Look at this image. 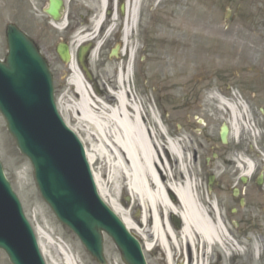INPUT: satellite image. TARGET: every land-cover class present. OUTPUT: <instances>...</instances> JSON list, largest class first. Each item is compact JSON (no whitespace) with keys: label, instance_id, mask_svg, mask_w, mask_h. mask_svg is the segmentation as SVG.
I'll return each instance as SVG.
<instances>
[{"label":"rangeland","instance_id":"374dc122","mask_svg":"<svg viewBox=\"0 0 264 264\" xmlns=\"http://www.w3.org/2000/svg\"><path fill=\"white\" fill-rule=\"evenodd\" d=\"M158 1L150 0L146 3L141 37L143 41L141 43L134 40L132 43L135 46L136 42L139 50L132 59L133 70L128 83L130 89L141 101L145 113L155 114L157 120L162 121L161 125L170 129L176 139L186 138L193 158L191 170L197 176L200 193L207 197L211 194L212 202L218 206L237 237L249 235L252 238V241L248 242L244 237L242 246L246 253L242 250L234 256L225 253L220 247H215L211 251L213 255L210 264H264V220L260 218V213L252 201H248L245 208L234 215V212H231V208L235 206L234 200L231 199L232 189L227 184L224 190V181L219 179L223 171L229 175L233 169L237 177L241 176L236 160L249 152L252 153V144L257 150L256 139L259 142L262 136L261 118H256L260 112L254 108L257 103L254 98L253 102L250 101V91L244 93L241 88L264 86V68L261 67L264 64V1L263 5H245L244 8L247 9H241L242 14L239 15L242 16L238 15L236 18H232V12L228 14L225 7L229 6L233 12L236 8L224 6L221 0H161L167 4L166 7L160 5L159 10L151 11V6H154L155 10L158 8ZM44 13L36 7L31 10L25 0H0V56L4 57L7 52L5 28L9 22L14 21L28 33L32 32L51 61L58 89V102L64 97L61 104L68 111L71 105L69 101L74 98L68 93L72 74L57 55L56 46L62 41L72 42V38L66 39L64 31L54 26ZM74 52L76 58L77 47ZM105 53L98 52L93 60H88L87 66L92 80L83 71L99 97H103L106 91L111 89L118 90V85L113 88L110 80L118 81V76L124 71L122 68L128 59V52L124 53L125 55L122 53L118 59ZM250 55H253L255 72L241 71V61L247 65L245 59ZM223 98L226 104L235 102L242 111L246 109V116L250 118L247 122L248 120L242 118L239 113L237 127H241L242 131L235 140L231 129L229 142L225 147H222L217 139L222 125L228 124L231 128L230 114L219 101H223ZM66 111L65 115H61L71 128L79 131L77 133L81 139L85 140L87 137L84 128L74 120H69ZM86 146L91 149V142H87ZM251 158L253 159V155ZM0 159L36 232V227L43 229L41 238L38 232L37 235L46 247L47 264H65L64 259H59L61 263L56 260L55 263L54 259H51V253L57 258V251L62 244L72 249L79 264H100L85 249L77 235L60 222L41 196L33 166L19 151L1 113ZM99 164L94 167L99 169ZM211 174L215 176L212 188L208 184ZM242 190L244 195L245 190ZM110 193L108 199L117 198L119 203L129 210L133 219L140 216L142 206L135 201L129 189H118L116 192L111 189ZM173 225L176 229V224ZM141 240L145 242L144 239ZM256 244H259L257 252ZM104 251L107 264H126L108 236H105ZM185 251L184 248L183 252ZM145 255L148 264H168L163 248L156 247L151 252L146 251ZM0 257L4 258L6 264H11L2 249ZM182 261L183 259L179 260L177 257L174 264H180Z\"/></svg>","mask_w":264,"mask_h":264},{"label":"bare ground","instance_id":"6f19581e","mask_svg":"<svg viewBox=\"0 0 264 264\" xmlns=\"http://www.w3.org/2000/svg\"><path fill=\"white\" fill-rule=\"evenodd\" d=\"M132 30L128 28L126 34L129 35ZM92 35L81 32L75 36L72 59L67 65L72 71L71 81L74 85L68 93L74 98L70 99L71 105L66 111L67 108L61 104L62 97L60 108L63 114L64 111L68 113L66 116L69 120H74L84 128L87 138L82 140L92 144L91 149L86 146L87 158L100 196L123 220L128 230L140 240H145L146 251L163 248L168 264H174L177 257L183 259L181 264H210L216 240L227 238L226 230L230 228L223 216L219 218L211 194L207 197L199 191L197 176L191 170L193 158L186 138L178 139L177 143L168 142L167 133H171V130L164 128L155 114L145 113L141 101L132 93L128 84L135 52L132 47L128 50V59L118 81L110 80L113 88L118 85V90L113 93L106 91L102 99L94 90L90 93V87L93 89V86L73 55L76 47L90 41ZM96 52L93 53V59ZM219 101L230 114L232 135L236 140L242 131L241 127H237L239 113L247 122L250 121L249 116H246L247 110L242 111L237 104ZM248 156L246 154L236 160L239 172L245 177L253 172ZM97 163H100L99 169L94 167ZM126 187L142 206V213L137 219L131 217L129 210L117 198L108 199L111 189L116 192ZM175 215L181 221V227L176 229L171 221V216ZM36 228L41 238L43 229ZM244 237H239L242 245ZM245 239L252 241L249 235ZM40 246L47 257L42 241ZM235 249L236 255L242 250L246 253L243 246ZM258 249L259 244H256V252ZM60 258L64 259L65 264H79L78 258L66 244L59 246L56 259L51 253L54 262L61 263ZM0 264H6L4 258L0 257Z\"/></svg>","mask_w":264,"mask_h":264},{"label":"water","instance_id":"95a60500","mask_svg":"<svg viewBox=\"0 0 264 264\" xmlns=\"http://www.w3.org/2000/svg\"><path fill=\"white\" fill-rule=\"evenodd\" d=\"M60 6V1L52 0L47 11L57 19ZM7 36L9 53L6 62H0V110L19 149L32 161L42 194L102 263L106 264V232L128 264H147L139 241L97 192L85 150L58 112L52 73L45 59L15 25L8 26ZM58 52L64 61L70 60L66 45ZM226 135L225 127L224 140ZM0 247L13 264H46L1 161Z\"/></svg>","mask_w":264,"mask_h":264},{"label":"flooded vegetation","instance_id":"af4514ba","mask_svg":"<svg viewBox=\"0 0 264 264\" xmlns=\"http://www.w3.org/2000/svg\"><path fill=\"white\" fill-rule=\"evenodd\" d=\"M25 1L26 5L30 6L31 10L33 9V7H36L39 11L45 12L46 6L49 5L50 0ZM63 1L65 5L63 18L67 23V29L70 30L68 37H73L74 35H76L78 30H86V34H93L91 36V41L93 42L94 46H97L98 43L102 44V46L100 47V52H106L110 57L113 56L114 52H118L119 56L117 57V59L120 58L121 52L123 54H126V52L131 47L134 48V50H139L136 42L140 41L142 43L143 41L141 37L143 34L142 31L144 29V19L147 9L146 3L150 0ZM262 1L264 0H221V3L224 6L230 5L232 7H235V12H233V10L229 6L225 8L228 14H231L232 12V18H236L240 13L242 14V12L240 11L244 8L245 5H247V7L253 6L255 3L263 5ZM156 5H159L156 10L153 8L154 6H151L150 10L157 11L161 8L160 5L166 7L167 4L159 0ZM247 7H245L244 10H246ZM240 16L242 15H239V17ZM21 28L24 29L23 27ZM128 28H133L129 35L126 34ZM24 31L27 32V30L25 29ZM28 34L35 41H39L32 32ZM134 40L136 41L135 46L132 45ZM252 60L253 55H250L247 57V59H245V63L247 62V65L242 64L241 61V71H250L251 73L255 72L256 68ZM249 63L251 64V66ZM261 67L264 68V64ZM241 90L244 93L250 91V94L252 96L250 98V101L253 102L255 99L256 103L259 104H254V108L259 110L260 112V115L256 116V118L258 120L259 117L261 118L260 126L262 129V136L259 142L256 139L257 150L256 148H254L253 150L254 172L250 177L243 178V176L237 177L233 169V171H230L229 175H227L226 171H223L219 179L221 181H224V184L222 185L224 187V190H226L227 184H229L232 189L230 192L231 199L234 200L235 206L231 209L234 210V215L239 214L241 210L245 208L248 201H252L255 208L260 213V218L264 220V86H261L260 88L243 87L241 88ZM217 136L218 138L216 136L215 138L220 141L222 147H225L228 143L222 142L220 130ZM234 154L238 155L237 152H234ZM249 188H251V190L248 191ZM242 189L245 190L244 195L242 194ZM224 190L223 192H225Z\"/></svg>","mask_w":264,"mask_h":264}]
</instances>
